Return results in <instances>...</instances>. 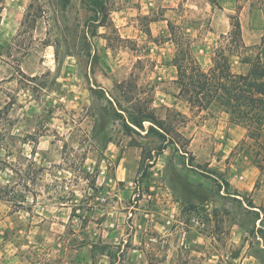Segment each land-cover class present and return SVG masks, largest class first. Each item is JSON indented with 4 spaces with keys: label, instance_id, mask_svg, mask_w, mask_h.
Listing matches in <instances>:
<instances>
[{
    "label": "rangeland",
    "instance_id": "1",
    "mask_svg": "<svg viewBox=\"0 0 264 264\" xmlns=\"http://www.w3.org/2000/svg\"><path fill=\"white\" fill-rule=\"evenodd\" d=\"M255 2L0 0V264H264V132L175 63L264 66Z\"/></svg>",
    "mask_w": 264,
    "mask_h": 264
},
{
    "label": "trees",
    "instance_id": "2",
    "mask_svg": "<svg viewBox=\"0 0 264 264\" xmlns=\"http://www.w3.org/2000/svg\"><path fill=\"white\" fill-rule=\"evenodd\" d=\"M241 33V26L237 22L234 24L231 37L238 39ZM240 43L237 41L234 48L240 47ZM175 63L182 71L180 81L183 90L180 94L185 97L192 109L221 110L230 115L234 124L244 125L249 134L259 136L264 132V66L259 60L251 64L249 71L244 74H234L230 71L223 52L217 54L213 67L208 71L203 70L192 58L188 59L185 66L178 61ZM150 115L140 112L138 116H129L124 123L126 131L142 137L135 127L143 131L144 122L150 121L166 132L163 122ZM146 132L147 134L155 132L166 138L153 126ZM173 141L170 140V143L173 144Z\"/></svg>",
    "mask_w": 264,
    "mask_h": 264
},
{
    "label": "crops",
    "instance_id": "3",
    "mask_svg": "<svg viewBox=\"0 0 264 264\" xmlns=\"http://www.w3.org/2000/svg\"><path fill=\"white\" fill-rule=\"evenodd\" d=\"M261 2L259 4H261L260 6L261 7H253V11L254 13H257V15L259 16V20L260 19H263L261 18L262 15L264 16V0H260ZM218 2L220 3V5H222V9H221V12L224 14V15H233L235 14V12L237 11V3H238V0H218ZM252 3H256L255 0H251ZM250 7V5H249ZM246 9V8H245ZM264 29V20H262L261 22L259 21V25L257 26V30L258 31H261ZM258 176L259 174L257 172H254L253 173V176L250 177V180L256 182L257 179H258ZM241 189V188H240ZM249 191L252 190V188H248Z\"/></svg>",
    "mask_w": 264,
    "mask_h": 264
}]
</instances>
